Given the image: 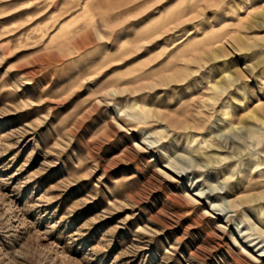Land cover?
Segmentation results:
<instances>
[{
	"label": "rangeland",
	"instance_id": "obj_1",
	"mask_svg": "<svg viewBox=\"0 0 264 264\" xmlns=\"http://www.w3.org/2000/svg\"><path fill=\"white\" fill-rule=\"evenodd\" d=\"M0 264H264V0H0Z\"/></svg>",
	"mask_w": 264,
	"mask_h": 264
}]
</instances>
